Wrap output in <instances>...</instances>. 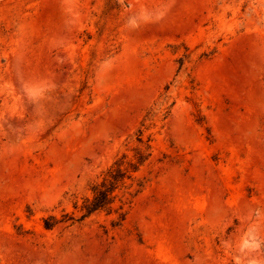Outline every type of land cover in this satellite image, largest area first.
<instances>
[{"label":"rangeland","instance_id":"rangeland-1","mask_svg":"<svg viewBox=\"0 0 264 264\" xmlns=\"http://www.w3.org/2000/svg\"><path fill=\"white\" fill-rule=\"evenodd\" d=\"M0 264H264V0H0Z\"/></svg>","mask_w":264,"mask_h":264},{"label":"trees","instance_id":"trees-1","mask_svg":"<svg viewBox=\"0 0 264 264\" xmlns=\"http://www.w3.org/2000/svg\"><path fill=\"white\" fill-rule=\"evenodd\" d=\"M147 160L143 155L138 159L137 164H130V169L125 171L121 170V165L115 162L106 172V177L100 185H95L93 188L92 199H87L86 204L83 207L85 214L83 217L91 215L94 212L109 209L112 211V206L115 203L116 195L115 192L121 185H124L126 179H131V172H137L139 167ZM140 190L137 191V194ZM123 209V207H120ZM124 218H122L123 220Z\"/></svg>","mask_w":264,"mask_h":264}]
</instances>
